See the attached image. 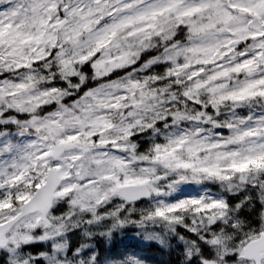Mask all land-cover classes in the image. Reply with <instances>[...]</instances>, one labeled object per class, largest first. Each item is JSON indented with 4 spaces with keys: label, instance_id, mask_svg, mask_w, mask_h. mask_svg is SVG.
<instances>
[{
    "label": "clouds",
    "instance_id": "obj_1",
    "mask_svg": "<svg viewBox=\"0 0 264 264\" xmlns=\"http://www.w3.org/2000/svg\"><path fill=\"white\" fill-rule=\"evenodd\" d=\"M0 264H264V0H0Z\"/></svg>",
    "mask_w": 264,
    "mask_h": 264
}]
</instances>
